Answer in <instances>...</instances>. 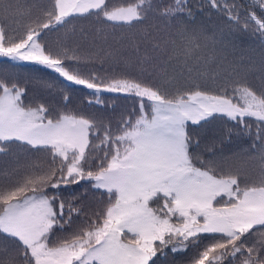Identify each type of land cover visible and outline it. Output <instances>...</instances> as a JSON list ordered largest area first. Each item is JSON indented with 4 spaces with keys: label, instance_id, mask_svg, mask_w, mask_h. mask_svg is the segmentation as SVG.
Listing matches in <instances>:
<instances>
[{
    "label": "snow or ice",
    "instance_id": "obj_1",
    "mask_svg": "<svg viewBox=\"0 0 264 264\" xmlns=\"http://www.w3.org/2000/svg\"><path fill=\"white\" fill-rule=\"evenodd\" d=\"M186 3L174 0L162 17L175 19ZM210 3L239 23L237 5ZM256 3L260 15L248 13L243 27L252 22L264 37V0ZM9 8L3 6L0 18V57L53 69L94 90L96 103H102V91L132 94L139 98V111L113 132L84 115L61 112L52 118L45 104H25L24 88L0 80V153L19 142L49 157L46 167L32 163L0 182V241H10L16 252L0 264H156L165 249L177 253L190 247L197 252L189 264H264V82L257 89L246 79L233 80L211 91L192 80L169 94L162 84L134 78L85 77L65 63L78 57L53 54L38 42L45 30L76 16L133 28L147 19L152 0L112 7L108 0H52L44 18L37 16L35 27L28 26L19 39L9 35ZM201 38L183 27L170 43L179 40L191 56ZM216 116L249 131L248 121L257 123L260 146L253 145L250 158L259 163L258 180L249 181L239 170L218 171L192 151L199 143L189 122L200 125ZM84 180L103 190L107 202L73 227L82 209L61 199L58 190ZM6 251L0 247V253Z\"/></svg>",
    "mask_w": 264,
    "mask_h": 264
},
{
    "label": "trees",
    "instance_id": "obj_2",
    "mask_svg": "<svg viewBox=\"0 0 264 264\" xmlns=\"http://www.w3.org/2000/svg\"><path fill=\"white\" fill-rule=\"evenodd\" d=\"M126 2H129V0H108L110 7ZM51 3L52 0H0V18L5 15L2 11L3 6L10 5L9 12L6 14L8 16L6 23L10 25L11 29L9 35L19 39L24 35L28 26L35 27L34 21L37 13L41 19L44 18L42 11L51 7ZM227 4L229 7L233 4L237 5V12L240 17L239 23L230 21L227 12L213 9L216 15L212 16L209 13L207 15L209 17L202 23L198 31L202 34L206 33L204 46L205 49L208 47L213 49L211 55L204 52V55L199 54L191 58V56H186L185 49H180L167 58L165 56L160 58L154 51H152V58L145 55V51H143L144 43L150 38L153 40L151 43L152 46L161 38L162 34L153 24L162 20L161 12L158 11L159 7L155 4H153V9L148 13L147 17L151 22L145 20L133 28L127 26H112L107 22H101L102 18H98L95 15L76 16L70 18V22L66 25L57 26L56 29L52 30H45L46 34H42L38 42L53 54L63 55L67 52L68 56L78 57V60L65 61L67 65L73 66V70H76L79 61H88L85 55V46L83 45H81L83 46L82 53H71L72 46L81 43L80 41L82 40L95 56V59L89 57L93 61L91 62L92 64L85 62L83 65L85 67H93L97 65L96 61L101 64L100 68H96L97 75L94 76H104L110 79L119 78L118 76L138 80L145 78L143 81L148 82L150 78L149 73L151 71H158L166 76L165 78H159V81L167 89H174L172 94H175L176 90L180 88V80L182 78H188V83L192 80L198 83V76L196 75H199V79H202L204 84H208L209 77L218 73L226 75L228 78L227 82L246 79L251 85L256 84L255 87L259 89L261 83L264 82V37L260 36L252 22H249L246 30L243 25L246 20H249L248 13L255 10L257 15H260L261 10L256 0H227ZM24 13L27 14V19L22 16ZM178 19L181 21L180 28L188 27L189 29H193L188 24L184 14L177 15L175 19L171 20L178 21ZM198 19L203 21V12L201 9H198L194 20L197 21ZM206 25L212 26L210 29L211 33H209ZM176 32L177 30L170 23V27L165 29L164 34L168 38H173ZM71 37L73 38V42L69 44ZM131 42L133 46L132 50L126 52V49L131 47ZM227 42L232 44L239 42L243 44L250 43L254 53L251 57L241 56L233 48L232 52L223 53L222 46ZM100 45L104 46L106 51L99 56L97 50ZM237 48L239 51H243L241 47ZM138 56L140 57V61L132 59V57ZM233 57L241 59L239 69L232 65ZM142 62L147 64L143 66ZM116 65H120L121 67L116 70L114 69ZM79 73L83 74L86 72L79 71ZM57 76L51 71L37 65L30 64L28 66L13 60L0 59V80H4L9 84L15 83L21 88H24L26 90L23 98L25 104L37 105L43 103L46 105L48 101L52 100L49 90L56 82L69 90L70 97L76 96L75 99L82 100V102L77 103V108L71 107L73 100L64 101L65 99L63 98L62 102H54L53 107H51L52 110L50 111L52 118H55L61 112L83 114L84 116L105 113L111 116H121V118L116 119L113 123H108V117L104 118L103 122L94 120L98 126L111 125L112 131L116 132L122 119L130 115L135 118V114L139 111V98L132 94L104 93L105 95L101 94L99 96L102 103H96V101L90 103L89 100L96 98L92 90L86 89L84 92H87L86 95L78 98L77 96L81 94L79 88L71 84L72 82ZM83 76L90 77L93 75ZM248 123L250 125V131L244 127V129H240L239 125L235 124V122L221 116L211 118L206 122H202L200 125L189 124L188 131L193 136V139L199 143V146L194 147L192 151L200 160L209 162L210 166L216 167L218 171H223L222 164L225 160L228 146L238 145L241 148L246 150L251 149L252 151L254 144L257 148L260 146V141L256 135L257 123L254 120H249ZM261 134L264 135V132ZM226 135H230V140H226ZM19 150L26 153L32 151L28 146L22 145L19 142H13L8 145L4 153H0V182H4L9 177L15 178L25 171L27 165L37 163L31 156H25L24 164H20L21 155ZM40 153L47 155L45 152ZM48 163L49 159L39 164L46 167ZM80 184H77L78 187H85L86 190L80 191L75 184L62 185L58 190L61 199L66 202H73L82 209L84 215L82 218L79 217L76 219L74 225L97 211L96 205L101 202L99 199L101 191L93 189L91 182L80 181ZM91 199H93V202L88 203L87 201ZM106 202L107 199L101 205L102 208ZM86 207L91 211L85 212ZM74 225L73 227H75ZM0 242L7 243L5 241ZM165 251L166 255H163V257L158 254L159 259H157L156 264H183L182 258L186 257L185 253L194 252L195 255L197 249L190 247L184 251V255L169 252L167 249ZM225 264H227V261H225ZM236 264H239V261H236Z\"/></svg>",
    "mask_w": 264,
    "mask_h": 264
},
{
    "label": "rangeland",
    "instance_id": "obj_3",
    "mask_svg": "<svg viewBox=\"0 0 264 264\" xmlns=\"http://www.w3.org/2000/svg\"><path fill=\"white\" fill-rule=\"evenodd\" d=\"M152 3L157 5L159 7V12H163V10L171 5H173L174 3V0H152ZM221 3L223 4V0H221ZM198 9H201V11L203 12V21L201 19H198L197 21H195V17H196V14H197V11ZM213 9H216V8H213L211 6V3H210V0H187V3L185 5V12L183 13L184 14V17L187 19L188 21V24L193 28L195 29L197 32L200 30L201 28V25L202 23L209 17L207 16L209 13L210 15L212 16H215L216 15V12L215 10ZM190 10L191 11V16H188L187 15V11ZM216 10H219V9H216ZM38 12V11H37ZM22 16L27 19V14L24 13L22 14ZM37 16L38 13H37ZM147 22H151L150 20L146 19ZM171 21V22H170ZM153 23V22H152ZM170 23H172L173 27L175 30H179L180 27H181V21L180 19H178V21H172L171 19H165L162 17V20H160L159 22H156V23H153L155 25V28L158 30V31H161L162 34H161V38L151 46V43L153 40H151L149 38L148 41H146L144 43V49L143 51H145V55L149 56L150 58H152V51H154V53L156 55H159L160 58L161 57H164L167 58L168 56H171L173 55L176 51L178 50H183L184 49V46L183 44L177 40V43L175 46H173L170 41L174 38H168L165 36L164 34V31L166 28H169L170 27ZM209 29V33L210 32V29H211V25H206ZM206 34V33H205ZM205 34H202V38L200 40V47L199 49H197L195 52H193L191 54V58L194 57L195 55H204V52H206L208 55H211L213 53V49L211 47H208L207 49H205ZM212 36V35H211ZM73 42V38L71 37L69 39V44H71ZM81 43L79 44H76V45H73L72 46V50H71V53L73 54H77V53H82V47L85 46V55L86 57L88 58V61H79L78 62V65H77V69L75 71H81V72H86V73H83L81 75H97V71H96V68H100L101 64H99L97 61V65H94L93 67H90V66H84L83 64L85 62H88V63H91L93 62L89 57H92L95 59V56L94 54L89 50L88 46L85 45V42H83L82 40L80 41ZM159 44L160 45V49H154V45H157ZM83 45V46H81ZM221 45V44H219ZM222 46V45H221ZM241 47V49L243 51H239V49L237 47ZM116 47V45H115ZM132 42H131V47L129 49H126V52H129L132 50ZM117 48V47H116ZM235 49L237 51V53L241 56H246V57H251L252 54L254 53L253 52V47L252 45L249 43V44H243L241 42L237 43V44H232V43H229L227 42L225 45L222 46V51L223 53H230L233 51V49ZM217 49H219V47H217ZM147 50V51H146ZM106 51V48L102 45H100L98 47V50H97V53L98 55L100 56L102 53H104ZM120 51V50H119ZM122 52V51H121ZM124 57H126V55H124ZM238 57V56H236ZM0 59H9L7 57H0ZM133 60H138L140 61V57H132ZM11 60V59H9ZM16 62H19L21 64H25V65H38L40 67H43L49 71H51L54 75H58L60 76L58 73H56L53 69H50L44 65H41V64H38V63H35V62H32V61H16ZM92 64V63H91ZM143 66L147 63H144L142 62ZM232 65L233 66H236L237 69H239V67L241 66V59H237L235 57H233L232 59ZM70 67H73V66H70ZM119 67H121L120 65H116L114 67V69L118 70ZM194 68V67H192ZM150 75V78H149V81L150 83H153V84H156V85H160L161 82L159 81V78H165L166 76L164 74H162L161 72H158V71H151L149 73ZM57 76V77H58ZM198 76V83H200L201 85L203 86H206L209 90L211 91H215L217 86L218 85H221V84H224L225 82H227V77L226 75H224L223 73H218L212 77H209V83L208 84H204L203 80L202 79H199V75H196ZM61 77V76H60ZM98 77V76H96ZM119 78H115V79H120V78H124V77H120L118 76ZM63 78V77H62ZM100 80L102 81H109L111 80L110 78H106L104 76L102 77H99ZM153 78V79H151ZM219 78V79H218ZM142 80H145V78H141ZM188 78H182L180 80V87H183L185 86L188 82H187ZM215 81V83L213 82ZM12 83V82H11ZM73 85H76L74 83H71ZM68 85V83H67ZM256 85V84H255ZM255 85H253L255 87ZM76 87L79 88L81 94L79 96H77L78 98H82L86 95L85 90L88 89L86 88L85 86L83 85H76ZM91 90V89H90ZM169 94H172L174 92V89L173 90H169L167 89ZM94 92V94L96 95V98H97V94L95 93L94 90H92ZM49 93H50V96H51V101H48L46 103V106L50 109V111L52 110L51 107H53L54 105V102H62L63 101V98L65 96L68 97V101L69 100H73V103L71 105V107H76L77 108V103L78 102H82L81 99H75L76 96L74 97H70L69 95V90L67 88H65L64 86H62L61 84H59L58 82H56L49 90ZM104 93H111V94H123V93H113V92H100L98 95L100 96L101 94L102 95H105ZM96 98L95 99H91L89 101L91 102H95L96 101ZM66 101V100H64ZM35 106V105H33ZM78 115H83V114H78ZM86 117L88 118H91L95 121H102L103 122V119L108 117L109 118V122L108 123H113L116 119L118 118H121V116H111L109 114H89L87 115ZM189 124H191V122H189ZM102 127V126H101ZM110 127H112L110 125ZM239 128L240 129H244L242 125H239ZM232 135H233V132H232ZM226 140H230V135H226L225 136ZM240 151V152H239ZM20 164H24V157L25 156H31L37 163H42L44 160H48L49 157L47 155H44V154H41L40 152H37L36 150H32V151H29L30 153H26V152H23V151H20ZM239 152V154H237ZM253 155V151L251 149H244V148H241L240 146L238 145H230L228 146V149H227V154H226V157H225V160L222 164V170L224 172H235L237 170H239L241 172V175L242 176H246L248 178L249 181H256L258 180V177L259 176V163L253 159H251L250 157ZM86 181V180H84ZM80 184V183H78ZM76 187H78L77 184H75ZM81 185V184H80ZM80 191H83V190H86L85 187H78ZM100 195H99V199L101 200V202L99 204L96 205V210H99L101 207V205H103V203L105 202V200L107 199V196L102 194V191L103 190H100ZM88 203H91L93 202V199L87 201ZM98 203V202H96ZM93 208V207H92ZM91 208V209H92ZM91 210H89L87 207H86V210L85 212H89ZM89 214V213H88ZM84 214H82L80 217L82 218ZM79 224V223H77ZM76 224V225H77ZM74 225V226H76ZM70 231V229H69ZM5 242H7L6 244L5 243H2L0 242V247H3V248H7V251L6 252H3V253H0L1 257H0V260H7L9 259L10 257H13L16 255V252H15V246L12 245L10 243V241L8 240H3ZM208 241H205V243H207ZM8 246V247H7ZM10 248V249H9ZM12 254H11V252ZM169 252H171L169 249H167ZM165 251V250H164ZM166 252V251H165ZM177 253H180V255H184V251L182 252H177ZM176 253V254H177ZM159 254V253H158ZM161 257H163L162 254H160ZM186 257H183L182 258V263L183 264H189L190 260L192 259V257L194 256V252L192 253H189V252H186L185 253Z\"/></svg>",
    "mask_w": 264,
    "mask_h": 264
}]
</instances>
